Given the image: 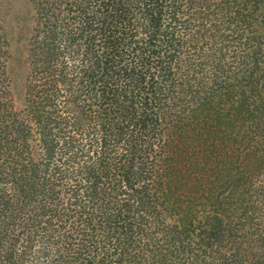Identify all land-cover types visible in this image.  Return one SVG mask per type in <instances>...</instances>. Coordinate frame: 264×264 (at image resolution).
I'll use <instances>...</instances> for the list:
<instances>
[{"label": "trees", "instance_id": "1", "mask_svg": "<svg viewBox=\"0 0 264 264\" xmlns=\"http://www.w3.org/2000/svg\"><path fill=\"white\" fill-rule=\"evenodd\" d=\"M4 1L0 264H264V0Z\"/></svg>", "mask_w": 264, "mask_h": 264}, {"label": "rangeland", "instance_id": "2", "mask_svg": "<svg viewBox=\"0 0 264 264\" xmlns=\"http://www.w3.org/2000/svg\"><path fill=\"white\" fill-rule=\"evenodd\" d=\"M6 1V2H5ZM5 4L8 5L10 10L17 11L25 5V0H5ZM17 50V49H16ZM26 63L25 57L22 51L17 50L12 55V59L10 62V72L12 80L15 84V101L17 103L19 97L17 88H20L22 85V79L25 73Z\"/></svg>", "mask_w": 264, "mask_h": 264}]
</instances>
